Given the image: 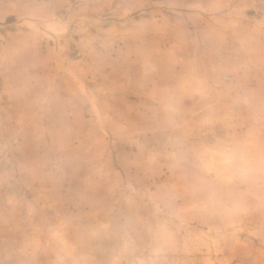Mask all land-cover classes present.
Here are the masks:
<instances>
[{
    "label": "rangeland",
    "instance_id": "obj_1",
    "mask_svg": "<svg viewBox=\"0 0 264 264\" xmlns=\"http://www.w3.org/2000/svg\"><path fill=\"white\" fill-rule=\"evenodd\" d=\"M0 264H264V0H0Z\"/></svg>",
    "mask_w": 264,
    "mask_h": 264
}]
</instances>
